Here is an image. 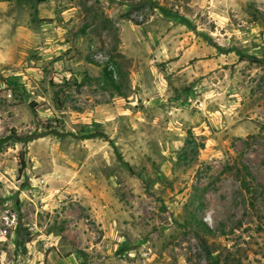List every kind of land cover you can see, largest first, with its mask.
<instances>
[{
    "label": "rangeland",
    "instance_id": "rangeland-1",
    "mask_svg": "<svg viewBox=\"0 0 264 264\" xmlns=\"http://www.w3.org/2000/svg\"><path fill=\"white\" fill-rule=\"evenodd\" d=\"M144 1L0 0V264H264V0Z\"/></svg>",
    "mask_w": 264,
    "mask_h": 264
},
{
    "label": "trees",
    "instance_id": "trees-1",
    "mask_svg": "<svg viewBox=\"0 0 264 264\" xmlns=\"http://www.w3.org/2000/svg\"><path fill=\"white\" fill-rule=\"evenodd\" d=\"M147 1H148V0H147ZM147 1H144V3L147 2ZM148 3H149L150 8H156V7H159L158 4H157L156 2H154L153 0H150ZM139 4H140L139 2L136 4V7H137V8H138V7H141V6H139ZM160 9H162V8L160 7ZM130 12H131L130 10L126 11V12L124 13L123 17H124V18H127V19H129V20H131V21L134 22L136 25H140V24H142V23L146 20V18H147V16H144V15H142V16H139V15L131 16ZM103 21H106L107 25L110 26V24H111V20H108V19L106 18V19L103 20ZM104 23H105V22H104ZM104 23H103V24H104ZM104 27L107 28L106 24H104ZM111 27L113 28V25H112V24H111ZM115 32H116V30H115ZM114 34H115L114 37H115V39H116V42L118 43L119 38H118V36L116 35V33H114ZM103 76L105 77V79H106L107 81H109V80L112 79L111 73H110L106 68L103 69ZM56 94H57V92H56ZM56 103H57V105H58L59 108L63 106L62 102L59 101V98H58L57 96H56ZM75 109H79V108L76 107ZM24 165H25V162L21 159V168H20V169H22V168L24 167ZM194 219H195V218H194ZM195 221H196L199 225L203 224V222H202L200 219H198V218H196Z\"/></svg>",
    "mask_w": 264,
    "mask_h": 264
}]
</instances>
